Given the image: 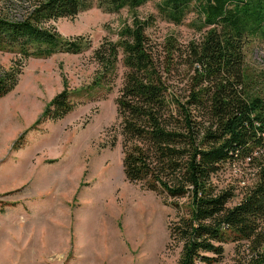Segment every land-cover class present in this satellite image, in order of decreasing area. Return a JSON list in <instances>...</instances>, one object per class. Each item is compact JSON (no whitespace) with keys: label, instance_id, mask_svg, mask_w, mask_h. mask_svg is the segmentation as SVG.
Returning <instances> with one entry per match:
<instances>
[{"label":"trees","instance_id":"16d2710c","mask_svg":"<svg viewBox=\"0 0 264 264\" xmlns=\"http://www.w3.org/2000/svg\"><path fill=\"white\" fill-rule=\"evenodd\" d=\"M151 1L0 0V51L16 54L0 73V98L18 85L28 59L92 47L88 35L66 36L55 22L93 7L128 10L131 22L118 38H105L93 50L94 86L113 85L119 62L125 68L115 103L127 179L173 199L179 219L168 232L182 244L178 264L218 263L228 242L249 249L236 264H264V92L245 58L248 44L264 41V0H158L157 12L140 16L138 8ZM11 9L20 10V18ZM189 16L200 37L187 49L193 76L185 89L173 79V65L157 62L147 35L157 19L181 25ZM72 93L65 85L36 123L72 112ZM117 140L116 134L112 147ZM234 162L252 166L257 176L235 204L236 192L215 180Z\"/></svg>","mask_w":264,"mask_h":264},{"label":"rangeland","instance_id":"374dc122","mask_svg":"<svg viewBox=\"0 0 264 264\" xmlns=\"http://www.w3.org/2000/svg\"><path fill=\"white\" fill-rule=\"evenodd\" d=\"M157 1L138 8L139 15L157 12ZM20 13L10 11L18 18ZM191 19L181 25L157 19L147 35L157 62L173 65L172 77L185 89L193 76L184 61L187 49L200 37ZM126 22H131L128 10L108 13L98 7L58 20L62 34H86L92 47L80 54L28 59L18 85L0 98V264L179 263L182 244L168 232L169 223L179 219L173 199L129 181L124 173L115 103L122 63L113 85L94 86L93 50L105 38L116 40ZM245 53L264 92V41L248 44ZM15 58L0 51V73ZM65 85L73 91L74 110L37 124ZM215 180L236 192L235 204L257 180L256 169L245 162L226 163ZM225 247L223 260L215 264H236L249 252L244 243Z\"/></svg>","mask_w":264,"mask_h":264}]
</instances>
